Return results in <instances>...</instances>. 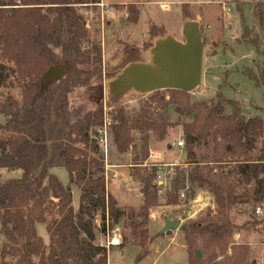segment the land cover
<instances>
[{
  "label": "trees",
  "instance_id": "16d2710c",
  "mask_svg": "<svg viewBox=\"0 0 264 264\" xmlns=\"http://www.w3.org/2000/svg\"><path fill=\"white\" fill-rule=\"evenodd\" d=\"M19 2L0 1V88L15 78L22 93L21 101L9 97L1 105L8 121L4 126L7 136L0 138V171L21 175L0 181V264H108L110 251L95 244L98 213L113 226L120 225L127 216L138 240L134 245L146 248L153 240L147 229L149 212L159 203V190L154 183L158 169H146L139 175L143 196L139 209L119 207L107 191L104 162L94 137L95 128L103 121L104 100L94 110L83 102L73 106L76 92L102 86L105 81L102 47L99 42L90 43L83 14V10L100 4V0ZM126 8L128 22L136 24L139 8ZM252 10L254 23L263 34L254 35L244 26L239 42L252 45L263 60L257 71L245 69L244 74L257 86H264V0L254 1ZM86 43L90 47H85ZM126 48L123 54L133 49ZM130 56L129 62L136 61L137 51ZM63 66L69 67L63 78L44 83L50 70ZM168 92L169 100L159 92L152 94L133 118L124 108L116 107L112 131L118 152L125 154L132 147V165H144L150 153L151 135L164 141L168 129L174 127L164 114L173 106L179 119L193 118L192 123L182 125L189 147L188 163H196L192 161L193 146L213 137L217 161L244 158L238 174L247 184L255 182V201L264 202V146L257 160L250 159L257 143L264 141V110L258 109L259 114L247 119L240 106L229 101L234 110L226 116L221 95L216 96L217 102H194L191 93ZM155 105L158 111L154 110ZM134 132L140 135L137 141ZM53 169L67 171L68 186L52 173ZM187 180L210 191L218 216L216 221H192L186 225L183 233L188 264H205L197 250L198 240L203 243L207 262L224 257L217 264H246L248 246L230 248L236 227L227 215L244 195L238 196L226 177L217 180L212 170L196 166L189 173L184 169L177 173L173 192L168 194L170 205L178 203ZM73 186L80 191L77 208L73 205ZM37 224H46L49 246L39 237ZM229 248L232 254L227 256Z\"/></svg>",
  "mask_w": 264,
  "mask_h": 264
},
{
  "label": "rangeland",
  "instance_id": "374dc122",
  "mask_svg": "<svg viewBox=\"0 0 264 264\" xmlns=\"http://www.w3.org/2000/svg\"><path fill=\"white\" fill-rule=\"evenodd\" d=\"M3 1L9 3L10 0ZM13 1L19 2V0ZM107 1L113 2L116 0ZM254 1L257 0H143L142 2L145 5L141 26H145L146 34L139 33L140 31L138 34L132 33L130 30L132 25L127 21V15L124 14L123 6L109 4L111 13L108 11L103 12L98 6L99 4L83 10L87 21L86 27L89 30L90 43L99 42L102 47V71L105 81L102 86L97 85L96 87L76 92L74 103L80 98L88 108L94 110L100 101L105 100L104 85L106 82L113 79L128 64L143 62L144 55L140 49L143 42H145L144 49L148 52L156 40L167 36L169 32H173L179 41H184L182 36L184 23L186 21L199 20L204 42V52L205 48H208L209 45L222 43L223 41L227 45V49L224 52H222L223 49L220 50L221 53L215 56V70L205 74L201 86L191 93V100L194 102H217L216 96L221 95L225 100L226 116L231 115L234 110L233 105L229 101L237 103L241 108L242 114L247 119L259 114L258 109L264 110V86H257L255 82L244 74L245 69L257 71V66L253 67L251 65V62L257 58L256 51L252 45H243L238 41L243 34L244 26L248 27L254 35L260 33L252 17V3ZM163 5L169 7V11H162L161 7ZM137 6L141 8V5ZM184 6L185 12L183 13L182 9ZM202 17H204V20H202ZM147 18L152 19L150 24H148L149 22L147 23ZM206 19L211 25L212 32L217 31L219 26L218 21L222 23H220L223 31L222 37L218 34L217 39H215L211 35L212 33L209 25L206 24ZM108 22L113 23L110 29L107 26ZM148 25L150 26L149 31H152L149 38L146 36ZM166 31H168V34ZM90 43H86L85 47H90ZM137 45H139V48ZM127 46L133 49L123 54ZM135 50L137 51L136 61L129 62V57H131L130 55ZM124 55L126 56L124 60L120 59V61H117ZM9 74H11V71ZM159 94L161 97L170 99L168 91H162ZM151 96L152 94L145 96L132 95L126 102L116 107L124 108L129 116L133 118L140 112ZM9 97L15 98L18 101L22 99L21 89L15 78H10L6 85H2L0 88V138L7 136L4 126L7 124L8 118L2 113L1 105ZM154 110L158 111L159 107L155 105ZM164 114L174 124V127L168 129V134L164 141H158L151 135L149 156L154 152L161 158L162 164L177 165L176 175L181 169L189 173L196 166H200L201 168L212 170V174L217 180L226 177L230 184L235 187L236 194L240 197L244 195L235 207L227 213L228 219L236 227L233 237L230 239V248L233 245H246L249 248L246 264L254 262L263 264L261 262L264 260V247L262 246L264 244V223L255 217L256 206L263 202L255 201L257 198L254 194L256 191L255 182L252 181L247 184L238 174V166L244 158H226L218 162L214 155L215 144L213 137H210L208 140L193 146L194 158L192 161L196 163L189 164L187 158L189 147L186 141L184 149H179L173 144L180 137L184 136L182 125L192 123L193 118L179 119L178 115L174 112L173 106L169 107ZM133 136L136 141L140 138V135L136 132L133 133ZM263 142L261 140L257 143L256 149L250 153V159L257 160L261 156V150L264 146ZM132 152L133 149L131 147L129 152L125 154L119 153L115 143H113L109 161L115 167L109 169V180L106 181L110 185L115 184L117 186V184H120L117 189L119 190L118 195L121 197L122 203L130 204L126 205V207H121L123 209H127L130 206L139 209L143 204V196L140 193L142 184L139 175L144 174L146 169L152 171L151 169L153 168L150 166L152 162H150L149 157L144 165L134 167L132 165ZM55 173L65 186L69 185V176L65 169H56ZM1 174L2 181L19 177V174H10L7 171H1ZM114 175L117 177L115 178ZM175 177L167 180L166 176L162 175V179L156 178L154 181L155 183L159 180L163 184H157L159 203L157 207L152 208L149 212L147 229L149 237L153 238V240L144 249L134 245L138 240L132 234V230L129 227L130 221L127 216L122 218L120 225L113 226L108 218L106 221L103 220L101 213L95 215V244L105 247L110 251L108 264H188V253L184 245L186 244L183 233L184 229L181 227L179 230L174 231L176 232L175 235L162 234L165 222L167 220H180L182 224L187 225L192 221L202 223L210 220L216 221L218 216L214 212L216 208L215 197L207 188H200L197 185L191 184L188 180L185 182V187L188 188L186 189L185 197L179 196L178 203L170 205L168 194L173 192L172 183ZM115 179L117 180L116 182ZM109 189H111V186ZM72 190L73 205L77 208L80 191L75 186L72 187ZM113 191L115 192L116 190L113 189ZM36 228L39 237L43 239L46 246H49L50 236L47 232L46 224H37ZM115 235L121 236L119 246L109 244ZM160 235L162 238H158ZM125 239L126 243H124ZM115 240H118V238H115ZM230 248L227 256L232 254ZM197 250L205 264H217L224 258L220 257L213 263L207 262L201 240L197 241Z\"/></svg>",
  "mask_w": 264,
  "mask_h": 264
},
{
  "label": "water",
  "instance_id": "95a60500",
  "mask_svg": "<svg viewBox=\"0 0 264 264\" xmlns=\"http://www.w3.org/2000/svg\"><path fill=\"white\" fill-rule=\"evenodd\" d=\"M182 36L184 41H179L170 34L159 38L148 51L149 60H145L147 62L130 63L106 82L104 97L107 102L117 106L126 102L132 95L145 96L162 91L188 93L196 91L202 83L204 60L200 21H186L182 28ZM147 57L144 56L145 59ZM125 58L124 55L117 61ZM59 68H65L67 72L69 67ZM55 69L47 73L45 84L53 83L50 77ZM181 227L185 229L187 226L180 220H167L161 233L171 235Z\"/></svg>",
  "mask_w": 264,
  "mask_h": 264
},
{
  "label": "built area",
  "instance_id": "2783aa9c",
  "mask_svg": "<svg viewBox=\"0 0 264 264\" xmlns=\"http://www.w3.org/2000/svg\"><path fill=\"white\" fill-rule=\"evenodd\" d=\"M18 3H20V2H18ZM98 6L101 8V10L103 12H107V11L111 10L110 6L103 4V3H100ZM165 8L167 9V7H165ZM102 115H103L102 124L95 128L94 137H95L96 145L99 148L100 155L103 158L102 160L104 162V168L106 170L105 178H106V180H109V176H108L109 169H112L115 167V166L111 165L109 163V161H110L111 149H112V145H113V131H112V129H113V126L115 123L116 106L111 105L105 99L103 102ZM173 145L179 149H184L185 148L184 136L180 137L179 140L176 143H174ZM149 159H150V162H152V164L150 166L158 169L159 175L157 176V179L158 178H159V180L162 179V175L166 176L167 180L173 179V177L176 176L177 165L162 164L161 158L158 157V155L154 152L151 153V155L149 156ZM114 177L116 178L117 176L114 175ZM159 180H157L155 183L156 184H163ZM0 181H2L1 171H0ZM186 189H188V188L185 187L184 189H182L179 193V196L185 197ZM255 217L260 222L264 223V202L262 204H259L256 206ZM115 238H118V240H115ZM120 239H121L120 235H115L112 242H110L109 244L112 246H119L120 245ZM115 241L117 242V244H114ZM261 263L264 264V260H262ZM250 264H253V263H250Z\"/></svg>",
  "mask_w": 264,
  "mask_h": 264
},
{
  "label": "crops",
  "instance_id": "0c3cea01",
  "mask_svg": "<svg viewBox=\"0 0 264 264\" xmlns=\"http://www.w3.org/2000/svg\"><path fill=\"white\" fill-rule=\"evenodd\" d=\"M143 0H116V1H113V2H108L107 0H102V2L101 3H103V4H106V5H113V6H123L124 7V14H126L127 15V18H128V16H129V13H128V11H127V6L128 5H141V8L139 7V6H137L138 8H139V10H140V16H139V19H138V22L136 23V24H133V23H129V24H131L132 25V28L130 29L131 31H132V33L133 32H135V34L137 33L138 34V32L139 33H143V34H146V29H145V26L143 27V26H141L142 24H141V20H142V14H143V12H144V5H145V3L144 2H142ZM109 5V6H110ZM165 7H167L166 5H163L162 7H161V10L162 11H164V12H167V11H169V7H167V9L165 8ZM183 10V9H182ZM108 12H110V11H108ZM111 13V12H110ZM183 14V13H182ZM252 17H253V15H252ZM203 19L202 20H204V17H202ZM147 23L148 24H150L151 22H152V19H149V18H147ZM128 21V20H127ZM221 22H219L218 21V24H219V26H218V29H217V31L216 32H212V30H211V25H210V23H209V21L206 19V24H208L209 25V27H210V30H211V35L212 36H214V38L215 39H217V36H218V34H220L221 35V37H222V34H223V31H222V26H221V24H220ZM107 26H108V28L110 29V28H112V26H113V23H111V22H108L107 23ZM138 28V29H137ZM150 30V26L148 25L147 26V38H149V37H151V31H149ZM167 32V34H168V31H166ZM169 34L170 35H172V36H174L176 39H177V37H176V35L173 33V32H169ZM219 35V36H220ZM256 35V34H255ZM240 39H238V41H239ZM216 41V40H215ZM132 42V41H131ZM136 42H138V41H136ZM133 44H134V42H132ZM144 43L145 42H143L142 44H141V46H140V48L142 49L143 47H144ZM240 44H243V45H245L246 43H242V42H240ZM137 47L139 48V45H137ZM223 49V50H222ZM227 49V45L224 43V41L222 42V43H213V44H211V45H209V47L208 48H205V52H204V60H203V74H202V81H203V78H204V76H205V74H208L210 71H214L215 70V66H214V59H215V56H217V55H219L220 53H221V51L220 50H222V52H224L225 50ZM255 49V48H254ZM262 49H264V46L262 47ZM256 51V50H255ZM207 52V53H206ZM147 53L148 52H143V55L145 56V57H147ZM126 57V56H125ZM256 60L254 59L252 62H251V65H253V67H256L257 66V62H258V64H259V61H262L263 60V58L260 56V55H258L257 53H256ZM145 60H149V56L147 57V59H143V62H147V61H145ZM65 68H57V69H55L52 73V76L49 78L52 82H57L58 80H60L61 78H63L64 76H65ZM81 100H80V98H79V100L77 99L76 100V102L73 104V106L74 107H77L79 104H81ZM55 170L56 169H53L52 170V173L54 174V175H57L56 173H55ZM12 174H19V177H20V175H21V173L20 172H11ZM10 173V174H11ZM113 181V180H112ZM117 180L115 179V182H116ZM120 183V182H119ZM120 184H117V186H115V184H112V185H110V183L108 182L107 183V189H108V192H109V194H111L116 200H117V202H118V205H119V207H126V205H130V204H126V203H122V200H121V197H119V195H118V192H119V190H117L119 187ZM110 186H111V189H109L110 188ZM117 187V188H116ZM122 187V186H121ZM114 190H116L115 192L113 191V189ZM140 193H141V190H140ZM143 202V201H142ZM130 207H134V206H130ZM37 227V226H36ZM37 229V228H36ZM47 229V228H46ZM37 233H38V231H37ZM175 233L176 232H173L172 234L173 235H175ZM158 238H162V236L160 235ZM185 245V244H184ZM263 247H264V244L262 245ZM185 248H186V251H187V247H186V245H185Z\"/></svg>",
  "mask_w": 264,
  "mask_h": 264
},
{
  "label": "bare ground",
  "instance_id": "6f19581e",
  "mask_svg": "<svg viewBox=\"0 0 264 264\" xmlns=\"http://www.w3.org/2000/svg\"><path fill=\"white\" fill-rule=\"evenodd\" d=\"M114 244H117V242L115 241V243Z\"/></svg>",
  "mask_w": 264,
  "mask_h": 264
}]
</instances>
